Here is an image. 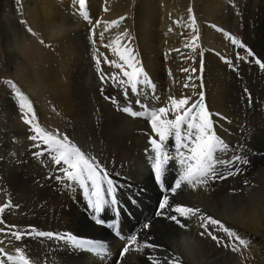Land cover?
<instances>
[{"label":"bare ground","instance_id":"bare-ground-1","mask_svg":"<svg viewBox=\"0 0 264 264\" xmlns=\"http://www.w3.org/2000/svg\"><path fill=\"white\" fill-rule=\"evenodd\" d=\"M64 1L66 0H26V12L34 21L35 29H37V31L43 35L44 41L41 44H36V46L39 45L37 47L38 53L36 55L38 69L37 75H35L36 78L32 73L29 72L31 70L27 71V73L24 75H21L22 73L16 74L15 78L19 82V88H17L20 92L29 97L33 106V110L36 114H41V108L43 105L42 98L49 100L66 122V128L64 129L62 136L58 138L67 136L71 144H74L79 149H81L86 154V156L91 157L94 163L97 164L100 169H103V172L106 173L108 178L113 181V187L117 189L116 192H113L112 194H117L119 196L120 202L122 204L128 205L132 210L131 218H128L126 220L123 219L124 221L117 220L119 222V231H121V233L123 234H127L128 232L137 233L139 239L141 240V243L144 242L146 238L151 237L152 239L148 242L155 243L159 246L156 250L145 249L143 253L130 250L122 258L121 261L126 262V260L129 259L135 260L136 264H151V262L146 258L148 254H151L161 258V264H166V261L163 259L164 257L170 258V254L176 255L174 253L176 251H172L171 249V241L176 239L177 226L164 217H155L154 213L156 204L160 198V194L156 191L152 183L151 176L147 175L148 177L144 179L143 177L145 176L136 175V179H134V177L132 176L133 174L126 175L124 173V170L128 167L131 170V166H138L139 168V165L142 164L143 166L145 165L144 167L146 168V156L149 157L150 154L154 155L148 141L150 136L153 134L155 135V133L152 132L151 125L148 123L146 118L132 117L119 110L118 105H123L121 104V102L114 104L111 101H103L104 97L100 95L102 94L100 93L101 89L99 88L97 81L93 79V71H96L97 69H90V67H92V63H89L88 59L85 57L86 48L83 41L85 35L84 32L90 31L91 33H93L92 35L96 40V44L91 46V56L93 57L95 55L97 59L101 60L102 62H104V60L106 59L113 60L119 64H123L124 62L119 59L118 55V53L124 54L125 51L124 47L119 49V47L122 45L121 43L125 41L126 37V40L130 38V41L137 42V51L132 53V55L135 56L136 61L137 59L140 60L141 64L138 62L136 64V67H140L142 69L144 67L143 72L150 82L149 84H147L148 86L146 88L140 87L139 93L143 96L144 91L151 92L152 97L149 99H151L153 103L151 107H146L145 109L137 107L135 105H130V103L129 105H124L132 107L134 111H151L160 107L171 108L172 105L169 97H173L179 100L181 98H186L185 94H190L189 96L192 95V98L188 96L189 104H192L194 102H197H193V100L196 99L195 97H198L199 99L200 93H204L203 86L205 85V88L207 89L206 90L204 88L206 90L205 92L214 95V97H210V99H215V101L208 103V105L203 101V104L204 106L207 105L209 107L208 109H210L209 113L211 114V119L213 120V128L218 132V134L216 135L220 137L222 136L224 137V139H226V141L229 143L230 150L234 148L237 141V134L239 133L238 128L240 124L242 125V123L245 121L243 117H237L239 119H235L236 121L233 120V124H231V126L228 124V127L225 124L226 122H224L226 115L229 117V115L227 114L228 111H224V108L226 107V104L228 102L233 101V92L235 91L233 90V92H231L232 88L226 84V82L224 81L225 79L222 80V77H215L216 74L218 76H222V74L219 73L218 70L214 71L211 68H207L208 70L205 69V71L207 70L206 75L208 76L209 80H204L202 85L199 84L200 81H198L199 83L197 82V80L195 79V68L197 65L200 66L197 61L199 60L201 55H203L205 60V67H207L208 60H206V57L209 56L210 52H208L207 50H203L202 44L199 43L200 47H197L196 42L194 41L193 43H191L192 41L190 40L191 42H189L186 46L188 47V49L184 50L186 47L183 45L182 47L180 46V39L175 41L168 39L166 41L165 38L163 39L157 36L159 33L158 25L163 24L162 22L164 20L166 21L167 19V17L165 16L167 14V11H165L164 13L165 9L159 6L158 0H139L137 1L138 5L134 9L130 10V12L133 13L129 14L130 12L128 11L120 12V14L122 15H124L125 12V16H123L122 22H119L116 25L109 26V31L119 28L120 30H125V32L127 33V35L125 36L118 37L119 39L115 38L112 40V46H114L116 51H113L114 48H108L107 50L103 45L105 39L101 38V33L104 34L105 27L103 26V28H101L100 21H102V18H105V16L109 13H103V16L101 17H98L99 13L95 14L92 22H90V19L86 20L85 22L83 20L81 23L74 17L71 18L72 21H69L70 18L68 19V17L70 14H68L67 16V13H69L70 11L74 13L75 7L70 6V8H68ZM181 1L182 0H172L173 3H178ZM245 1H247L248 4L256 1L257 4L264 9V0ZM69 2L72 3V0H70ZM75 3L79 4L78 1H75ZM99 5V3H94L93 10L97 11ZM168 6L169 5H166V10L168 8H171V6ZM79 8L80 6L78 5V9ZM112 8L114 7L112 6ZM109 12H111V10ZM229 20H231V18ZM219 22H221V20ZM254 25H256L257 28V24L255 23ZM93 26L96 27L98 31L93 30ZM213 31L215 32L216 30L213 29ZM209 32L210 31L208 29L204 30V36L206 38H210ZM213 34H215V36H213V39H221L220 33L217 34L215 32ZM28 40L30 43H33L32 39ZM25 44L26 39L22 41L20 40V42L17 44L18 48L16 49H19V51L23 53ZM3 46L5 49L10 48L6 44H3ZM13 46H15V44ZM194 47L198 51L197 53L195 52ZM126 48L129 47L127 46ZM199 49H201L204 53L201 54ZM232 50H234V48ZM220 53L222 54V52ZM21 56L23 64L26 66V68H28L30 65L29 61L27 60L24 53ZM8 58L9 57H7V59ZM211 58L213 57H208V59ZM200 60L203 59L201 58ZM93 63H96V61L94 60ZM241 63L244 62L242 61ZM219 66L221 67V65ZM124 68L128 72L133 71V69L129 68L127 65H124ZM105 70L108 73L113 71L111 70V68L110 70ZM105 70H100L99 73L103 74ZM117 72H119L120 76L123 77V73L121 70ZM229 72H231V70ZM199 77L201 78L200 75ZM200 80H202V78ZM231 85L233 86L232 83ZM3 94H5V90L1 89L0 102L1 99H3L6 105L7 112L4 116L5 121L8 123H6V128H8L9 131L7 130V137H4L2 143L0 144V157L2 156L3 152L8 150V146H10L8 144L16 143L15 134L21 133L22 136L23 130L29 132L22 122V115L20 111H18L17 109V105H19V102H10L9 98L4 97L5 95L3 96L4 98H2ZM134 94L135 93H132L133 96ZM119 99L117 98L116 100ZM9 102L10 104L7 105ZM191 104L188 106L185 105L184 108L180 110V112L182 113L185 109L191 106ZM260 107L258 108L260 109ZM235 108L237 109L238 107ZM238 113H240V111ZM228 117L226 119L231 120L229 119L231 117ZM168 118H174V113H170ZM253 120L256 121L257 119ZM96 121H100V123L98 122V124L95 125ZM29 136H24L20 140V152L18 155L15 152L17 157H14L12 156V154H10V164L8 166L5 165V167H0V175L3 172L7 174V172H11L10 169L15 167L17 168V166L15 165L16 163H19L18 172L12 170L15 171L12 173V175L14 176V178H17L18 182V185L15 188L17 190V193L16 195H9L8 197H5L8 207L5 210L4 222L5 225L8 226V228L5 229L8 238L13 239L11 237V233L13 231H17L13 229L15 227H18L19 229L22 228L24 233H32L31 235H24L22 237V240H20L21 244L24 246L23 252L25 256H27V253H30L28 255L33 258L30 259L31 264H60L59 259L61 257L59 258L57 254L62 253V251L59 250L69 251V249H71L70 247H73L67 241L57 238V236L65 233L74 235L78 238L79 236L83 235L86 238H90L91 240L100 242L104 240H101L102 238H105L111 242V254L112 257L115 256L116 258L118 250L122 249L124 246L123 243H119L118 241L111 239L107 231H105V229H103L101 225H97L92 219L93 215H98V217L114 221L110 210L105 209L103 212L95 214L81 197L80 186L78 184H75L74 182L66 180L63 177L62 172L58 170L60 167L67 166H58L53 163L51 161V156L54 155V153L46 152L41 156L34 155V153L39 152L45 146L42 144L39 138L36 141H30ZM153 138L157 140L159 139L156 135ZM37 144L40 145L39 148L34 147V145ZM259 145L263 144L259 143ZM223 153L220 155L223 159L229 157V155H227L226 157V155ZM5 155L6 154H4V157ZM258 162L261 163V168H263L264 171V158L263 160L261 159V161ZM254 163L256 164V162ZM127 165L128 167H125ZM243 165L244 164H242V166ZM169 167H167L165 177L167 178V181H173L172 183H174V178L169 171ZM244 175H246V173H244L243 176ZM57 177H60V179H57ZM85 181L90 184L86 178ZM254 183L257 184L255 181ZM70 184H72V187H69L71 189H68V186H70ZM245 184L241 187L240 191H231L232 189L230 186L225 187L226 185H223L222 182L217 180V182H214V184H212L211 186L213 190L211 192L212 197L210 198L212 199L208 200L206 198V206L211 210L210 212L214 214H211L212 216H214V219L220 220L226 227L235 230L238 235L248 240V247L244 248L243 246H240L241 250L239 252H233L231 248L227 246L229 241L227 240L226 236L219 237L222 243L217 245L215 241H212L211 238L205 235L206 239L203 237L205 239V241H203V246L199 245L201 246V252H199V256L197 255L196 257L197 264H264V196L261 197L258 194L252 196L254 193H252V195H250L249 193H245L247 190V186H250ZM252 184L253 183H251V185ZM13 185L14 184H12V187ZM103 186L104 189H106L108 185L104 183ZM85 188L88 189V186L85 185ZM258 188L264 189V180L262 183H259ZM127 191H129L130 194ZM108 197H110V195H107V198ZM170 202L197 207V205L186 203L184 198H182V196L180 195V190L177 194L170 196ZM200 209L202 210V208ZM205 214H207V212ZM144 224H148L149 227L147 229H144ZM34 230L52 232L54 236L52 238L37 237ZM214 234L218 235V233ZM221 234L224 235L223 233ZM233 243L235 242L233 241ZM64 244H67L69 247H62ZM51 247H55L52 251L53 255H48L47 253L52 249ZM78 251L82 252L80 253V255H83L85 253L82 251V249H78ZM31 252L33 253L31 254ZM35 252H37V254ZM39 252L43 253L46 258L43 259L41 256H38ZM0 260H3L4 264H11V262L7 261L5 256H0ZM113 260L114 258L106 262V264H114ZM182 264L184 263L182 262Z\"/></svg>","mask_w":264,"mask_h":264},{"label":"rangeland","instance_id":"rangeland-1","mask_svg":"<svg viewBox=\"0 0 264 264\" xmlns=\"http://www.w3.org/2000/svg\"><path fill=\"white\" fill-rule=\"evenodd\" d=\"M69 1L70 0L64 1L66 6L68 8H70V6L75 7V11H74L75 14L72 11H70V12L68 11L69 13H67V16H68V14H70L68 17V19L70 18L69 21H72L71 18L74 17L75 19H77L81 23L83 20L85 22L86 20L80 15L81 9L80 8L78 9L79 4L75 3V1H78V0H72V3ZM85 1H86L85 7L83 10L88 14V17H89L88 20L91 19L90 22H92V19H94L95 14H97V13H99L98 17L103 16V13L104 14L109 13L108 15H109L110 19H109L108 15H106L105 18L103 17L102 21H100L101 22L100 25H101V28H103V26L105 28L107 27V31H105V29H104L103 39H105V40H104L103 45L106 47L107 50H108V48H114V46H112V40L115 38L121 37V36H125L122 34L126 33V32H125V30H120L119 28H116L117 30L114 29V30L109 31V26L112 25L111 22L112 21H118V23L122 22V20L120 18L125 16V12H124V15L120 14V12H123V11L130 12V10L134 9L138 5L137 1H139V0H85ZM158 1H159V6H161L162 8L165 9L164 13H165V11H167V14L165 15L167 17V19H166V21L164 20L162 22L163 24L158 25L159 33L157 36H159L160 38H163V39L165 38L166 41L168 39H170L172 41L180 39V46L182 47V45H183L186 47L189 42H191V41H192L191 43L194 42L193 37L196 35L195 36L196 37L195 42L197 44V47H200V44H202L203 50H207L208 52L209 51L210 52H209V56L206 57V60H208L207 61V67H205V60H204L203 55H201V57L197 61L200 66L197 65L195 68V72L197 73V74L195 73V75H196L195 79L197 80V82L200 81V83L199 82L198 83L202 85L204 80H209L208 76L206 75V71L208 69L211 68L214 71L218 70V72L221 73L222 76L221 75L218 76L216 74L217 76L215 75V77H220V78L222 77V80L225 79L224 81L226 82V84L232 88L231 92H233V90L235 91V92H233V94H234L233 95L234 99H232L233 101L228 102L226 104V107L224 108V111L227 110L228 111L227 114L229 115V117H231V118H229L226 115L225 121H224V122H226L225 123L226 126L228 127V124L231 126V124H233V120H235V119L237 120L241 117H243V119L245 120L242 123V125L240 124V126L238 128V131L240 134L239 133L237 134V141H236L235 146L232 150L229 149L230 148L229 143L226 141V139H224V137H222V136L221 137L218 136L222 141H225L224 142L225 144L227 143L226 144L227 149L225 151H223L224 153L220 152V153H218V155H221L222 153L225 154L226 157H227V155H229V157L224 159L226 163L224 165L218 166V171L224 172L226 175V168H227V162L228 161L233 162L234 166L231 169L232 171H234L236 168H240L241 170L242 169L243 170L241 171L240 174H238L234 177H230V178L228 177L225 180H218V181L222 182L223 185H226L225 187L230 186L232 189L231 191H234V190L240 191L241 187L244 186V184L246 183L245 185H250V186H247V190L245 193H249L250 195H252V193H254L252 196L258 194L261 197H263L264 196V189L258 188V185H259V183H262L264 180V177H263L264 171H263V168H261V165H260L261 163H259L258 161H261V159L263 160V158H264V150H263L264 149V121H263L264 120V116H263L264 115L263 114L264 113V34H263L264 33V17H263L264 16V13H263L264 9L262 7H260L256 1L248 4V2L245 0H182L181 2H178V3H173L172 0H158ZM178 1H180V0H178ZM182 2H184V3H182ZM94 3L100 4L97 11L93 10ZM166 5L171 6V8L170 9L168 8L166 10ZM250 5H251V7H250ZM252 5L254 8L252 7ZM112 6L114 8H112ZM256 6H257V9L259 8L258 10L256 9ZM189 8L192 9V16H194V18H195V26L194 27L192 26V22L189 19V13H188ZM110 10H111V12H109ZM131 13H133V12H130L129 14H131ZM129 14H127V15H129ZM229 16H231V17H229ZM253 16H254V18H253ZM107 17H108V19H107ZM226 17H229V18H226ZM255 17H257V18H255ZM230 18H231V20H229ZM251 18H252V20H251ZM106 20H107V22H106ZM220 20H221V22H219ZM22 21L24 23H22ZM259 21L261 24L259 23ZM255 23L257 24V28H256V25H254ZM230 25H231V28H230ZM121 26H123V25H121ZM121 26H118V27H121ZM28 28H31L32 31L29 32L27 30ZM211 28L216 30L215 32L217 34L220 33L221 39H217V40L213 39L214 38L213 36H215V34H213V33H215V32ZM162 29H164V30H162ZM205 29H208L210 31L209 32L210 38H208V37L206 38L204 36V34H205L204 30ZM93 30L98 31L96 29V27H94ZM250 31H251V33H250ZM211 32L213 35L211 34ZM84 33H85V35H84L83 41L85 43V48H86L85 57L88 59L89 63H92V67H90V69H97V64L93 63L94 59L91 56V53H92L91 52V46L96 44V40H95L94 36L92 35L93 33H91L90 31L89 32L86 31ZM200 33H201V35H200ZM186 34H187V36H186ZM225 34H227V35H225ZM246 34H248V35H246ZM166 35L169 38H167ZM126 38H125V41L123 40L124 42H122V43L120 42L122 45L119 47V49H121L123 47L126 48L128 46L129 48L132 49V53L136 52L137 46H138L137 42L136 41H130V38L126 40ZM248 38H250V39H248ZM25 39H26V44H25V48H24L23 53L26 56L27 60L29 61L30 65L28 68H26V66L23 64V62L21 60L22 59L21 55L23 53H21L19 51V49H16V48H18L17 44L20 42V40L22 41ZM28 39H32L34 44L30 43ZM233 40L238 41V43L233 44L232 43ZM247 40H249V41H247ZM43 41H44L43 35L40 34L37 31V29H35L34 21L32 20V18H30L29 14L26 12V0H0V91H1V89L5 90V94L2 95V98L7 97L10 99V102L18 101V99L15 96V89H13V87H12V85L14 84L16 86V89L19 88V86H18L19 82L15 78L16 74L22 73L21 75H24L27 73V71L31 70L32 72L29 71L30 73H32L34 76L37 75L38 69H37V56L36 55L38 53L37 47L39 45L36 46V44L37 43L41 44ZM252 41H254V42H252ZM13 42H16V43H13ZM255 43H258V44H255ZM3 44L8 45V47H10V48L5 49ZM14 44H15V46H13ZM109 45H110V47H109ZM233 48H234V50H232ZM187 49H188V47H186L184 50H187ZM259 49H260V51H259ZM194 50L196 53L198 52L195 49V47H194ZM199 50H200L201 54L204 53L201 49H199ZM220 52H222V54ZM260 53H262V54H260ZM246 54H248V55H246ZM138 55H140V54H138ZM7 57H9V58L7 59ZM208 57H213V58L208 59ZM201 58L203 60H200ZM137 61L141 64L139 59H137ZM242 61L244 63H241ZM202 63H204V64H202ZM229 63H230V65H229ZM216 65H217V67H216ZM219 65H221V67ZM233 65H235V66H233ZM99 67H100V70H105V69L110 70V68H111V70H113L109 73L105 70L103 75L106 77L107 76H113V75H114L113 77L120 76V73L117 72L120 69H118L114 66H111L110 64H105V62H102L101 60H100ZM225 67L226 68L228 67V68L226 69ZM229 68H231V69H229ZM232 68H233V70H232ZM143 69H144V67H143ZM199 69H201V70H199ZM205 69H207V70L205 71ZM230 70H231V72H229ZM114 72H116V73H114ZM93 73H94L93 79L97 81V84H98L99 88L101 89L100 93H102V94H100V93L99 94L102 97H104L103 101H111L110 99L106 100V97H110V95L112 98H115V99L118 98L119 99L120 95L122 94L121 98L119 100H116L117 103L121 102V104H123V105H129V103H130V105H135L137 107H141V105H136L134 103L135 100L139 99L141 101V104L144 106L143 107L144 109L146 107L147 108L151 107V105L153 103L151 101V99H149L152 97L151 92L144 91L143 96L138 92V93H135L133 96L132 93H130V90L128 89L127 85H119V83H117L118 81L115 82V80H112V79L102 80L101 79L102 74H100L97 70L93 71ZM199 75L201 76L202 80H200L201 78L199 77ZM210 77H211V75H210ZM35 78H36V76H35ZM121 78L126 79L125 77H121ZM9 81L11 83H8ZM231 83L233 84V86L231 85ZM147 86H148L147 84L138 85V88H140V87L146 88ZM203 87L205 88V85ZM204 88H203V92H204L203 93V101L205 102V104L208 105V103L215 101V99H210V97H214V95H211V94H208L207 92H205L207 89L205 88L206 89L205 90ZM125 91H129L130 96L128 95L127 97H125V95H124ZM118 93H119V95H118ZM244 93H245V95H244ZM22 94L25 95L24 93H22ZM116 94H117V96H116ZM189 95L190 94H188V95L185 94L186 98H189V97L192 98V95L191 96H189ZM185 96H182V97H185ZM199 97H200V95H199ZM27 98H28L29 102L31 103L29 97H27ZM128 98H130V99H128ZM195 98L196 99L193 100V102L199 101L198 97H195ZM206 98H207V101H206ZM247 98H248V100H247ZM10 102L7 105H9ZM42 102H43V105L41 108V114H36L35 111L33 110V112L36 116V121L34 123L38 124L43 130H45L48 133H52V134L54 133V135H57V137L62 136L63 131L66 128L65 120L62 118L60 113L54 108V106L51 104V102L49 100L42 98ZM149 102H150V104H149ZM190 104H188V105H190ZM257 104H258V106H257ZM207 105H205V107L207 108V110L209 112L210 109H208L209 107ZM252 105H254V106H252ZM235 107H238V108L236 109ZM250 107H252V108H250ZM258 107H260V109ZM17 109H18V111H20V113L22 115V122L24 123L23 117H24V112L26 110L21 109L19 107V105H17ZM243 109L244 110L246 109V110L244 111ZM258 110L259 111L262 110V111L259 112ZM229 111L232 113H230ZM239 111H240V113H238ZM0 112H1V114H0L1 115V117H0V144H1L4 137H7L6 133H8V131H9L8 128H6L8 123L5 121L4 115L6 114L7 109H6V105H5V102L3 101V99H1V102H0ZM253 112H254V114H253ZM259 115H260V117H259ZM256 116H258V117H256ZM227 117L231 120L226 119ZM237 117H239V118H237ZM253 119H257V120L255 121ZM229 121H231V122H229ZM252 121H254V122H252ZM98 122L100 123V121H96L95 125H97ZM24 126L30 132V136L35 135V133L30 130V128L32 127L31 125L24 123ZM213 131L215 132V134H218L216 129L213 128ZM234 131H235V129H234ZM29 132L23 130L22 136H21V133L15 134L16 135L15 136L16 143L8 144V145H10V146H8V150L3 152L2 156L0 157V167H2V166L5 167V165L8 166L10 164V160H9V158L11 156L10 154H12V156H14V157H17V155L20 152V146H21L20 140L24 136L28 137ZM151 136L150 137L153 138L155 135L153 134ZM255 140H257V141H255ZM30 141H29V143H30ZM168 143L169 142H165L166 145ZM259 143H262L263 145H259ZM253 147H255V148H253ZM15 152L17 153V155ZM4 154H6L5 157H4ZM235 157H241V161L237 162L235 160ZM244 161H247V163H245ZM254 162H256V164ZM18 164L19 163H16V165H15V166H17V168L15 167V168L10 169L11 172H7V174L3 172L0 175V207L7 205V201H6L5 197H8L9 195H16V193H17V190L15 188L17 187L18 182H17V178H14L12 173L15 171L18 172V169H19ZM242 164H244L245 166L244 165L242 166ZM237 165H238V167H237ZM247 165L249 166V168ZM144 166L142 164L139 165V168H138V166H136V167L131 166L130 167L131 170H130L128 165H127L125 167H128V168L125 169L126 171L124 170V173L126 175L127 174H133L132 176L134 177V179H136V175L145 176V177H143L145 179L149 175L146 173L147 169ZM133 167H134V169H133ZM146 167H147V163H146ZM144 168H145V170H144ZM169 168H170L169 169L170 173L174 176V178H176L178 175V172H179L178 163L172 162L170 164ZM138 169H140V170H138ZM12 170H15V171H12ZM126 172H128V173H126ZM244 173H246V175L243 176ZM8 175H10L11 177ZM241 175H242V177H241ZM252 175H254V176H252ZM13 179H14V181H13ZM232 179L234 180V182ZM230 180H232V181H230ZM226 181H228V182H226ZM254 181L257 184H255ZM215 182H217V180ZM102 183L104 185V183H106V182L102 181ZM251 183H253L252 184L253 186L251 185ZM12 184H14L13 187H12ZM212 184H214V182H210V184L207 186L206 190L204 188H198L197 190H192L190 188L183 187L180 190V195L182 196V198H184L186 203L197 205V207L199 206V208H202L201 211L204 212V214L207 212L206 215L212 216L214 214H212L210 212L211 210L206 206V203H207L206 198L208 200L212 199V198H210V197H212V195H211L212 194L211 192L213 190V188L211 187ZM237 184H238V186H237ZM232 185L233 186L235 185V186L233 187ZM236 186H237V188H236ZM69 187H72V184H70V186H68V189H71ZM107 187H106V189H107ZM209 188H210V190H209ZM106 189H104V191L107 195H109ZM114 189H117V188H114ZM127 192L130 194L129 191H127ZM198 194H199V196H198ZM5 210H6V208H5ZM5 210L3 212H0V219H1L0 221H3V222H4ZM122 217L117 219V220L118 221H124V220L129 218V217L126 218L125 215H122ZM212 217L214 218V216H212ZM125 222H127V221H125ZM147 222H150V221H147ZM185 222L188 224L187 230L180 229L176 225L177 226L176 239L171 241V243H172L171 249H172V251H176L174 253L177 256L181 257L182 262L184 264H197L196 257H197V255L199 256V252H201L200 247L203 246V243H204L203 241H205L206 236H203L205 238L204 239L200 235V232L202 231V229L199 228L198 222L195 219H193L191 221H185ZM0 227H2L4 229L8 228V226L5 225V222H4V224H0ZM13 229L17 230L19 232H23L22 228L19 229L18 227H15ZM107 233L111 237V239L118 241L119 243L122 242L123 245L128 243V240L127 239L121 240L122 235H125L126 238L131 237L133 235L137 236V238H138L137 244L130 245V249H135L138 246V244L141 243L140 242L141 240L139 239V236L136 235V233L130 232L127 234H123V233H121V231H119V227H117V231L115 234L110 235L109 232H107ZM117 233H119V235ZM218 235H219V237H225L221 233H218ZM78 239L90 240V241L96 242L98 244L106 245V253H104V254L90 253L88 249H82V251L85 253L83 255H80V253H82V252H79L78 249L75 247H70L71 249H69V251L59 250V251H62V253L57 254V256L59 258L61 257L59 259L60 264L61 263L62 264L63 263H65V264H106V262L112 260L113 258H114V260H113L114 264H117V261H119V264H136L135 260H129L128 259V260H126V262L121 261L122 258L120 257L119 250L117 253L118 258L117 257L115 258V256L112 257L111 242L105 238L101 239V240L104 239L102 242L91 240L90 238H86L83 235L79 236ZM0 241L3 242V243H0V247H3L9 255H14V256L17 255V253H16L17 247H20L22 250H24L23 249L24 246L21 244L20 241H15L14 239L8 238V236L6 235V231H4V233H0ZM199 245H201V246H199ZM62 247L66 248L69 246L67 244H64ZM51 248L52 249L47 253L48 255H53L52 251H53V248H55V247H51ZM132 251L138 252L135 250H132ZM33 252H31V254ZM37 252H35V253L37 254ZM28 254H30V253H27L26 258H28L30 261V259H33V258ZM38 256H41L43 259L46 258V256L43 255V253H41V252H39ZM192 262H194V263H192Z\"/></svg>","mask_w":264,"mask_h":264},{"label":"snow or ice","instance_id":"snow-or-ice-1","mask_svg":"<svg viewBox=\"0 0 264 264\" xmlns=\"http://www.w3.org/2000/svg\"><path fill=\"white\" fill-rule=\"evenodd\" d=\"M81 12L80 15L88 20V14L83 11L85 7V0H78ZM189 19L192 22V26H195V18L192 16V9H188ZM123 20V17L120 18ZM22 23H24L22 21ZM99 23V22H97ZM112 25L118 24V21H112ZM29 32L32 31L31 28L27 29ZM107 31V27L105 28ZM122 35H127L123 33ZM227 35V34H225ZM101 38H103V33H101ZM119 39V38H117ZM196 37H193L195 41ZM233 44H237L238 41L233 40ZM110 47V45H109ZM113 51H116L113 49ZM119 59L123 61V64L116 63L113 60H105V63L110 64L123 73V77L120 76H104L101 75V79H112L118 81L119 85H127L130 93H138L140 89L138 85L149 84L143 69L136 67L138 61L134 55H132L131 48H125L124 54H119ZM248 55V54H246ZM93 59L96 60L97 71L100 72V60L94 55ZM124 65L132 68V72L125 70ZM8 83H11L10 81ZM187 86V85H186ZM15 89V96L19 101V107L24 112V123L31 125V131L35 133L29 137L30 140L36 141L38 138L45 146L39 152L34 153L36 156L44 155L46 152L54 153L51 156V161L56 165H66L67 167H60L58 170L62 172L63 177L75 184H78L81 188L87 192L88 189L85 188V178L89 181L92 192L91 196L95 199H89L88 206L95 213H101L104 205L110 204L113 206V211H115V206L118 201L113 197L110 201H105L100 191V181L103 180L107 183V192L111 195L115 189L113 187V181L108 178L107 174L100 169L97 164L94 163L91 157L86 156V154L79 149L74 144L69 142L67 136L58 138L57 135L48 133L43 130L38 124L34 123L36 121V116L33 112V106L29 102L28 98L23 95L16 86L12 85ZM125 97L129 95V91L124 92ZM110 99L112 103L116 104L115 98L106 97ZM172 107H160L158 109H153L151 111L142 110L134 111L132 107L118 105L119 110L132 117H143L146 118L148 123L151 125L152 132L159 138H149L148 143L151 146L152 153L154 155H149L151 161L150 169L154 174L155 182L160 186L163 195L158 201V207L155 209V217H164L165 219L173 222L180 229H188V224L185 221H191L195 219L198 222V226L202 231L200 235L210 237L212 241H215L217 245L222 243L221 239L217 234L223 233L227 237L229 243L228 247L231 248L233 252H239L241 250L240 246L244 248L248 247L249 241L242 238L238 233L226 227L220 220L214 219L210 215L204 214L199 207H191L181 203H171L170 195H175L183 187L190 188L192 190H197L198 188L207 189L210 182H215L216 180H225L228 177H234L241 173L240 168H236L232 171L233 162H227L226 175L224 172L218 171L219 165H224L225 160L218 155V153L223 152L227 149V145L215 134L213 131V120L211 119V114L208 112L207 108L203 104V93H200L199 101L191 104L190 107L185 109L182 113L180 110L184 108L185 105L189 104V98H181L179 100L169 97ZM136 105H141L139 99L134 102ZM170 113H174V118H168ZM165 142H169L167 145ZM34 147L39 148L40 145H34ZM174 153V154H173ZM235 160L239 162L241 157H235ZM172 162H176L179 165V172L177 177L174 179V183H169L164 179L165 173L167 171V166H170ZM247 163V161H244ZM60 179V177H57ZM8 205L0 207V212H3ZM92 219L97 225H103L105 223L102 217L98 215H93ZM3 224V221H0ZM14 227V226H13ZM110 227L115 228L116 224L110 225ZM148 224H144L143 228L147 229ZM5 229L0 227V233H4ZM35 231V230H34ZM31 232L24 233L19 231H13L11 237L15 241L22 240L24 235H31ZM119 235V233H117ZM37 237H48L52 238L54 234L52 232L35 231ZM58 239L67 241L71 246L77 249H88L93 253L104 254L106 253V245L98 244L96 242L84 239H78L76 236L71 234H62L57 236ZM123 238V237H122ZM137 236L133 235L128 237V243L123 246L122 251H120V257L123 258L130 250H135L139 252H144L145 249L156 250L159 246L155 243L148 242L151 237L145 239L144 242L138 244L135 249H130V245L137 244ZM233 241L235 243H233ZM0 243H3L0 241ZM17 255H9L3 247H0V256H5L7 261L11 264H30L28 258H26L23 250L20 247L16 248ZM147 260L151 264H161V258L154 255L148 254ZM166 264H182L181 257L177 255L170 254L169 257L163 258ZM0 264H4L3 260H0ZM119 264V261H117Z\"/></svg>","mask_w":264,"mask_h":264}]
</instances>
